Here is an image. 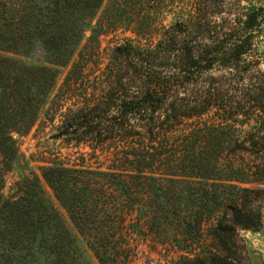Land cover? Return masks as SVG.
<instances>
[{
    "label": "trees",
    "instance_id": "trees-1",
    "mask_svg": "<svg viewBox=\"0 0 264 264\" xmlns=\"http://www.w3.org/2000/svg\"><path fill=\"white\" fill-rule=\"evenodd\" d=\"M104 2L0 0V264H92L80 242L99 264H131L136 237L152 234L182 253L176 264H240L237 227L261 225L254 204L264 192L246 184L264 174L231 158L264 153V127L246 129L240 102L227 103L194 77L216 65L236 67L250 44L209 39L194 14L157 44L117 45L105 85L61 114L57 137L108 142L95 149L100 166L52 162L6 192L18 137L51 102L61 69L73 63L65 78L71 91L87 33L113 26L95 23ZM60 98L62 109L67 96ZM165 227L173 229L168 237Z\"/></svg>",
    "mask_w": 264,
    "mask_h": 264
},
{
    "label": "rangeland",
    "instance_id": "rangeland-1",
    "mask_svg": "<svg viewBox=\"0 0 264 264\" xmlns=\"http://www.w3.org/2000/svg\"><path fill=\"white\" fill-rule=\"evenodd\" d=\"M190 14L196 15L205 24L204 27L209 29L207 32L209 39L230 41L234 37L250 44L247 45L249 50L243 60L236 67L216 65L214 69L205 71L194 79L207 83L211 93L223 97L227 103H232L233 100L240 102L242 112L239 117L249 122L244 126L246 129L253 125L263 128L264 0H105L95 23L99 25L104 21L110 25L112 22L113 26L102 34L91 31L87 33L76 55V59L81 63L75 68L77 83L71 87V91L67 90L65 78L73 68V63L61 69L51 102L31 130L18 137L19 157L13 169L7 174L6 192L22 174L29 175L33 172L41 176L42 167L52 162L100 166L102 154L100 150L95 152V149L107 147L108 142L100 144L93 140L57 137L62 121L61 114H64L68 106L75 101H84L83 97L86 94L87 97H91L95 95L97 88L105 85L107 71L110 69L113 51L117 45L128 40L144 46L157 44L165 35L173 33L171 28L178 20ZM249 19L253 22L250 28L246 27ZM80 64L84 66L83 73H80L83 69ZM63 94L67 98L64 99V108L60 109L58 104ZM214 111L215 109H212L210 114H214ZM257 114L261 117L256 119L259 122L254 118ZM262 145L264 146V140H258V146ZM231 160L245 172L264 174V153L253 156L239 151L232 155ZM240 176L250 177L246 173H241ZM246 185L264 191V180ZM43 186L53 198L68 229L76 234L67 210L55 199L45 182ZM254 206L260 214L261 225L256 229L237 227L240 264H264V192L263 198ZM210 225V221L204 224L206 234ZM160 231L164 234L162 237H168L173 229L165 227ZM207 237L212 240L210 236ZM136 243V255L131 264H176L182 254L169 244H163L164 242L154 234L136 237ZM80 244L85 250V257L92 264H99L91 252L86 250L85 245L81 242Z\"/></svg>",
    "mask_w": 264,
    "mask_h": 264
}]
</instances>
